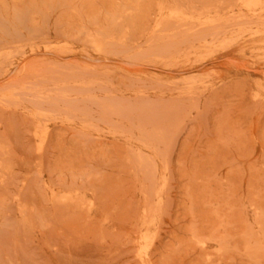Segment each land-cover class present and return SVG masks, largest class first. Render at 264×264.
Wrapping results in <instances>:
<instances>
[{"label": "rangeland", "instance_id": "rangeland-1", "mask_svg": "<svg viewBox=\"0 0 264 264\" xmlns=\"http://www.w3.org/2000/svg\"><path fill=\"white\" fill-rule=\"evenodd\" d=\"M0 264H264V0H0Z\"/></svg>", "mask_w": 264, "mask_h": 264}]
</instances>
